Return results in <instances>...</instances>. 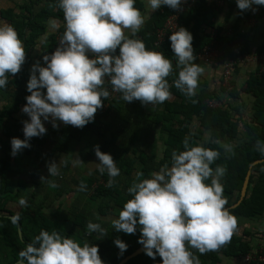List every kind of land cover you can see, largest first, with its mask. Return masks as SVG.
<instances>
[{"label":"clouds","instance_id":"obj_1","mask_svg":"<svg viewBox=\"0 0 264 264\" xmlns=\"http://www.w3.org/2000/svg\"><path fill=\"white\" fill-rule=\"evenodd\" d=\"M236 3L242 12H255L254 6H264V0ZM135 5L136 0H57L65 31L56 50L43 57L44 66L37 61L31 68L27 83L30 95L22 109L29 119L22 121L24 139L13 137L10 141L13 157L30 148L32 138L47 133L45 122L54 129L60 123L82 129L94 122L110 96L106 81L125 102L140 101L144 106L168 101L172 86L189 98L197 94L205 68L195 63L193 35L179 27L169 37L179 69L170 85L173 61L162 52L148 50L143 40L126 34L130 32L135 37L145 24L144 15ZM149 5L153 11L165 6L180 11L182 0H149ZM26 56L16 29L0 24V89L7 88L9 76L21 72ZM214 143L234 154L232 144L220 140ZM183 148L174 150L171 165L165 164L150 178L141 179L143 173L137 174V180L128 188L132 198L111 222L116 232L125 234H135L139 228L138 243L144 253L153 260L158 255L162 264H201L193 250L201 255L219 250L238 229V218L226 207L228 200L221 183L227 168L212 167L220 151L190 146L187 137ZM256 150L264 155V141L257 140ZM94 151L100 161L99 171L107 172L111 187L120 169L112 155L102 152L99 145L94 146ZM74 163L84 162L79 158ZM59 164L53 161L48 165L51 177L60 175ZM46 179L41 177L42 182ZM47 180L50 187H58ZM86 228L98 239L107 235V229L99 223L89 221ZM114 243L122 256L128 245L118 238ZM99 251L96 245H81L58 231L41 230L20 251L18 264H104Z\"/></svg>","mask_w":264,"mask_h":264},{"label":"trees","instance_id":"obj_2","mask_svg":"<svg viewBox=\"0 0 264 264\" xmlns=\"http://www.w3.org/2000/svg\"><path fill=\"white\" fill-rule=\"evenodd\" d=\"M31 6L34 4L31 3ZM135 6L140 8L139 0H136ZM254 7L257 10L263 9L260 10L259 16L264 14L262 6ZM214 10H217L215 6H208L204 0H197L194 7L181 16V27L186 28L194 37L196 64L200 61L198 55L210 46L213 40L218 44L222 62L238 58L233 53V48L239 43H243L242 53L245 54L244 35L239 33L238 29H232L229 35H224L217 29L215 36L202 32L204 27H214L212 23ZM174 11L160 10L145 23L139 32V39L145 42L148 50L162 52L166 58L173 61L174 72L168 77L170 85L178 77L179 72L176 68V57L171 49V41L168 38L160 47L155 46V42L157 30L165 26L167 20L175 13ZM28 13L27 17L19 19L11 18L12 13L7 14L24 43L27 56L21 72L13 77L9 76L7 88L0 89V93L10 88L17 93L10 106L0 108V215H3L0 217V223L3 226L0 224V264L16 263L19 260L20 251L31 243L41 230L58 231L62 236L72 237L81 245L84 242L96 245L99 247V255L104 264H118L126 256L142 247L138 243L141 233L139 228L135 234L131 235L116 232L111 226L112 220L103 218L109 216L118 218L123 205L132 198L128 194V188L137 180V174L143 173L141 179L150 178L151 173L159 171L165 164L170 166L171 153L174 150H184L185 137L189 139L190 146L202 145L205 148L220 151L221 155L212 167L220 165L227 168L221 180L224 196L228 200L226 207L229 209L236 204L250 166L255 161L264 159V155L256 150L257 140L264 141V74L258 71L250 75L246 88L240 91L234 81L230 83L232 87L230 91L223 88L212 90L208 84L199 81L197 94L189 98L172 86L170 89L172 97L163 104H157L153 114H146L144 109H141L140 114L123 117V120L120 118L121 115H117L119 110L121 112L124 110L121 106L123 101L121 94L117 92V97L112 101L109 102V98L104 101V104L109 102V107L105 112L98 110L94 122L82 129L69 125L53 131L47 130L43 137L31 139L30 148L24 149L13 157L11 139L13 137L24 139L23 124L15 120V115L26 105L25 98L30 95L27 91L29 81L27 69L37 46V40L46 33L50 18L64 19L62 10L57 7V0H47L39 12L28 9ZM249 16L250 10L244 11V17L249 18ZM64 31L65 26L60 29L58 35L50 36L51 54L55 51L54 48L59 46L58 40H61ZM261 49L259 54L264 53V46ZM107 86L111 87L110 83L105 85ZM241 93L250 97L251 106L248 107V111H243L241 107L233 104L241 98ZM222 95L228 96V100H225ZM193 100L196 103H193ZM210 101H215L217 104L212 106ZM136 102L132 103L135 105ZM242 104L245 103L242 102ZM108 118L122 120L123 126L115 133L112 132V125L106 122ZM156 132L166 136L164 149L160 154L157 150V141L154 139ZM108 134H112L111 140L107 138ZM240 135H242L241 138ZM91 137L99 139L102 151L111 154L120 169V175L115 178L111 187L108 186L110 178L107 172L101 174L99 168L88 178L79 176L76 179L75 176L67 175L69 164H66L62 155L69 153L71 141H83ZM120 138L123 142L118 146L117 142ZM216 140L232 144L234 154L226 153L214 143ZM45 149H49V154ZM44 153L50 158L49 160H57L56 163H60V175L53 179L58 187L52 188L49 183L44 184L38 181V174L45 165ZM26 157L29 159L31 157V164L38 167L23 166L26 164L23 163L26 162ZM74 195L78 205L81 199L86 198L90 202H97L96 215L91 209L78 208L77 204H73L65 216L60 205L54 212H49L52 205L59 202L63 196ZM17 198L24 200V203L18 207L12 205L17 202ZM229 210L238 218V223L240 219H251L264 213V162L252 168L245 199L237 208ZM7 216H14L16 220ZM89 221L99 223L106 228L107 235L99 239L96 233L89 235L86 228ZM18 224L21 225L22 239L19 237ZM236 232L231 241L219 250L209 251L203 255L196 250L193 252L199 256L201 264H218L221 256L236 258L251 254V246L243 242ZM117 238L128 245L127 251L122 256L120 249L114 243ZM127 264H162V259L157 255L153 260L142 253Z\"/></svg>","mask_w":264,"mask_h":264},{"label":"crops","instance_id":"obj_3","mask_svg":"<svg viewBox=\"0 0 264 264\" xmlns=\"http://www.w3.org/2000/svg\"><path fill=\"white\" fill-rule=\"evenodd\" d=\"M188 0H182V5ZM140 8L139 10L145 17V23L157 12L160 10H168V7H161L160 9L153 11L149 5V0H139ZM204 2L208 6L216 7L217 10H214V15L212 18L213 28L204 27L202 30L203 33L210 34L211 36L216 33L217 30H220L224 33V35H229L232 33V29H238V32L244 35V42L246 44L245 54L242 57L237 59V63L232 72V80L237 85L238 90H242L246 88V83L251 74L258 71L260 74H264V68L260 67L257 55H261L258 52L262 51V47L264 46V14L259 16L260 10L253 12L250 10L249 18L244 17V12L238 9L236 0H204ZM31 3L34 6H31ZM47 0H0V24H9L13 26V23L9 20L8 13H12L11 18H25L29 15L28 9H31L34 12H39L42 7L45 6ZM264 8V6H262ZM171 10V9H170ZM175 12V11H174ZM145 25V24H144ZM65 26L64 19L50 18L47 22V30L44 35H42L37 40V46L33 52L31 63L27 69L28 78H30V72L32 66L39 61L42 66H44L43 57L45 55H50L51 52L49 50L50 41L49 38L52 35H58L61 28ZM144 27V26H143ZM142 27V28H143ZM141 28V29H142ZM217 29V30H216ZM141 31V30H140ZM139 31V32H140ZM139 32L135 37H132L130 32H126V34L130 38H139ZM244 32V33H243ZM60 44V40H58ZM56 50V48H54ZM200 66H204L205 71L204 74L200 77V82L208 84L210 89L219 90L227 88L224 86V77H223V69L221 66H208L204 64L202 61L197 63ZM107 85V84H106ZM109 92L112 91V88L107 86ZM199 90V89H198ZM46 93V90H44ZM228 91V90H227ZM16 90L10 88L6 92L0 93V108L8 107L11 105L13 98L15 97ZM225 100H228L226 95H222ZM110 97V96H109ZM117 97V95H116ZM115 97V98H116ZM241 98L235 101L233 104L241 107V110L248 111V107L251 106V100L247 95L241 93ZM173 99V98H172ZM215 102V101H214ZM244 102L245 104H242ZM122 112L118 111L117 115H121L120 118H128L133 115H137L141 113V109H144V113L153 114L157 105H147L144 106L140 101H137L135 105L133 103H127L124 100L121 101ZM217 104V103H216ZM24 107V106H23ZM15 115V120L22 122L24 120H28L29 117L22 112V109ZM124 111V112H123ZM250 113V111H249ZM122 120H112L108 118L106 122H109L112 125L111 131L116 132L118 128L123 126ZM65 126L63 123L59 124V128ZM45 127L48 131L55 130L52 127L50 122H45ZM125 127V126H124ZM135 130V129H132ZM154 137V136H153ZM108 139H112V134L107 135ZM241 138V135H240ZM144 139V138H143ZM154 139H156V145L158 153L160 154L164 149V140L166 136L160 134V132H156ZM153 139V141H154ZM83 141H87V143H83ZM77 141L82 142L79 149L78 157H85L84 163L88 165L89 162H94V158L96 157L94 146L99 145L100 150L102 151V144L100 143L97 137H91L88 140ZM123 140L120 138L117 142V145H121ZM84 145L86 147H84ZM83 151V152H81ZM85 151V153H84ZM103 152V151H102ZM131 155V154H130ZM43 157L45 159V165L57 162V160H49L47 154L44 153ZM61 158V157H60ZM97 158V157H96ZM63 160V159H60ZM48 161V162H47ZM100 161L97 158V167ZM66 164H69L66 161ZM96 165V164H95ZM79 178V177H75ZM239 228L236 232V235L240 237L243 242L249 244L251 246V254L255 255L257 253L264 254V213L260 216L251 218V219H240L239 220ZM227 259L233 260V263L228 261ZM218 264H259L257 261L248 260L246 256L243 257H224L221 256V261Z\"/></svg>","mask_w":264,"mask_h":264},{"label":"built area","instance_id":"obj_4","mask_svg":"<svg viewBox=\"0 0 264 264\" xmlns=\"http://www.w3.org/2000/svg\"><path fill=\"white\" fill-rule=\"evenodd\" d=\"M223 1V0H221ZM197 0H188L181 6L180 11H175V13L167 20L165 26L161 29H158L156 32V42L155 46L160 47L172 34L174 31H177L180 25L181 16L188 13L196 4ZM244 33V32H243ZM215 36V34H213ZM243 43H239L233 48V53L239 58L244 56L242 53ZM200 61L208 66H221L223 69V77H224V86L228 91L232 89L231 80H232V72L237 63L236 60H225L222 62L220 60V49L215 40L212 41L211 45L206 47L201 54L198 55ZM257 60L260 67L264 68V53L261 55H257ZM108 82L106 81L105 85ZM117 95V92L111 91L109 102L112 101ZM109 102L104 104L102 112H105L109 107ZM210 105H216V102L210 101ZM248 260L257 261L259 264H264V254L257 253L255 255H246Z\"/></svg>","mask_w":264,"mask_h":264},{"label":"rangeland","instance_id":"obj_5","mask_svg":"<svg viewBox=\"0 0 264 264\" xmlns=\"http://www.w3.org/2000/svg\"><path fill=\"white\" fill-rule=\"evenodd\" d=\"M241 137H242V135H241ZM81 143L82 142L71 141L69 153L67 155H64V154L62 155L63 156L62 158L65 159L69 163L67 175L70 177H72V176H75V177L83 176L85 178H88L90 175H92L99 168V167H97V158L96 157L94 158V162L93 163L89 162L88 165H86L85 163H82V164L74 163L75 160L80 158V157H78V155H79L78 147L80 146ZM83 143L88 144L87 141H85V142L83 141ZM84 147H86V146L84 145ZM45 150L49 154V152H50V151H48L49 149H45ZM81 152H83V151H81ZM84 153H85V151H84ZM19 158H23V157H19ZM48 159H50V158L48 157ZM80 159L83 162L85 161L84 156H83V158H80ZM23 163H26V164H23V166L27 165L26 167H38L37 165H34L33 163L31 164V157H30V159H29V157H26V162H23ZM48 165L49 164L42 166L44 168H42L40 174H38L39 175L38 176L39 182H42L41 177H45V178L51 179L53 181L54 177L50 176L49 171H48ZM47 179L44 180L42 183H44V184L49 183V181ZM76 179H78V178H76ZM77 197H78V195H77ZM21 201H24V200H22L21 198H17V202H15V204H12V205L13 206L17 205L16 207H18V206H20ZM73 204L74 205L79 204L76 200L75 195L71 196V197L70 196H63L59 202L57 201L54 205H52L51 209H49V212H54L58 208V206L60 205V207L62 208L63 216H65L67 214V211L70 210V207ZM97 204H98L97 202H92V201L90 202L86 198L85 200L81 199V203L77 207L78 208H85L87 210L91 209L92 211H94L93 214L96 215L97 212L95 211V209H96L95 206ZM16 207L14 209H16ZM46 211H48V209H46ZM103 219L110 221V220L116 219V217L115 216H109V217H104ZM1 226H2V224H1ZM227 260L230 262L232 261L231 263H233V260H231V259H227Z\"/></svg>","mask_w":264,"mask_h":264},{"label":"water","instance_id":"obj_6","mask_svg":"<svg viewBox=\"0 0 264 264\" xmlns=\"http://www.w3.org/2000/svg\"><path fill=\"white\" fill-rule=\"evenodd\" d=\"M263 162H264V159L257 160L250 166L249 171L247 172V175H246L242 190H241L240 198L236 202V204L232 205L229 209L233 210V209L237 208L242 203V201L245 199V197L247 195V189H248V186H249V182H250V177H251V174H252V168L254 166L258 165V164L263 163ZM1 216H3V215H0V217ZM7 217L12 219V220H16V217H14V216H7ZM18 233H19V237L22 239V229H21V225L20 224H18ZM142 253H144L143 246L138 248L137 250H135L132 254L126 256L118 264H127L131 259L141 255ZM14 264H18V261L16 263H14Z\"/></svg>","mask_w":264,"mask_h":264}]
</instances>
